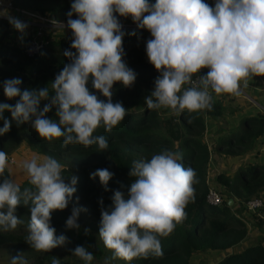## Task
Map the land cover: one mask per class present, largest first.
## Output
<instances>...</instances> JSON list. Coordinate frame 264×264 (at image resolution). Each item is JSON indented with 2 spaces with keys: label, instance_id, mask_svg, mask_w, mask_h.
Masks as SVG:
<instances>
[{
  "label": "clouds",
  "instance_id": "9594fccd",
  "mask_svg": "<svg viewBox=\"0 0 264 264\" xmlns=\"http://www.w3.org/2000/svg\"><path fill=\"white\" fill-rule=\"evenodd\" d=\"M3 14L23 40L28 24ZM115 14L130 16L137 29L151 34L145 51L159 75L145 97L149 110L168 108L177 116L185 110L212 111V93L239 96L241 81L247 87L249 78L264 76V0H215L214 7L204 0H73L66 24L72 41L70 49L63 52L70 62L51 81V92L49 84L21 91L19 78L2 82L4 96L19 99L15 104L0 102V136L11 128L3 116L8 111L18 124L30 122L43 139L62 137L64 145H97L98 151L109 147L105 136L93 133L101 126L110 132L124 119L127 109L121 102L113 103V85L120 82L131 87L136 80V73L122 59L125 32ZM4 40L0 54L12 46ZM202 68L209 70L194 79ZM89 82L106 99L90 92ZM41 101L49 102L41 108ZM53 107L56 119L46 116ZM8 160L7 153L0 150V230H15L23 223L15 215L23 204L30 213L25 242L31 248L49 252L69 243L65 235H55L51 213L68 206L78 178L72 175L66 183L62 163L48 155L33 154L20 164L31 185L21 190L14 178L4 177ZM182 160L181 152L164 150L149 160L132 162L128 175L134 182L127 198L121 190H113L111 206L101 207L100 212L99 237L112 250L113 258L131 261L163 256L160 237H167L186 218L185 207L195 199L194 185L199 182L195 169L185 167ZM113 175L102 168L90 173V179L98 177L108 191ZM80 211L86 209L73 207L65 222L67 229L79 230ZM84 232L87 235L89 229ZM71 254L85 264L94 259L81 245ZM10 264L27 261L18 254L11 257ZM51 264H60L59 258L53 257Z\"/></svg>",
  "mask_w": 264,
  "mask_h": 264
},
{
  "label": "trees",
  "instance_id": "16d2710c",
  "mask_svg": "<svg viewBox=\"0 0 264 264\" xmlns=\"http://www.w3.org/2000/svg\"><path fill=\"white\" fill-rule=\"evenodd\" d=\"M73 0H12V5L18 9L34 14H42L52 20L67 21V13L71 10ZM155 3V0H149ZM41 15V16H42ZM117 18L125 32L122 38L124 56L122 59L129 68L136 73V80L131 87H124L120 82L113 85V103L121 102L127 109L124 119L106 132L104 127H98L93 135H103L109 147L98 151L97 145L83 146L80 144L64 145L63 138L46 140L41 138L32 128L30 122L17 123L12 120L11 113L5 111L4 118L11 122L10 131L0 136V150L7 155L17 150L20 145L27 147L33 154L48 155L57 159L65 166V182L75 175L76 191L70 201L75 202L88 218L94 230L100 250L104 256L112 257L117 264H189L194 254L215 252L222 254L214 264H264V215L245 210L244 203L250 199H261L264 202V162L259 159L257 143L264 136V112L241 117L237 127L227 130L221 124L223 120L229 124L227 116L236 109L226 99L231 95L222 93L213 96V110H202L189 113L187 110L182 115H172L171 109L160 108L149 110L145 105V97L154 89V80L159 72L149 62L145 46L151 34L146 29H137L132 18ZM76 19V14H73ZM9 23L0 20V48L4 47ZM67 37L51 39L44 43L38 53L28 55L19 45L9 46L8 51L0 54V85L6 79L19 78L22 83L21 91L25 88L36 89L49 86L51 81L62 70L69 59L63 55L70 49L72 41L71 30ZM135 31V35H129ZM54 32V31H53ZM75 51V49H71ZM209 69L202 68L198 74L204 75ZM99 99H106L97 90L87 85ZM19 97L8 99L4 96L0 86V102L15 104ZM226 101V102H225ZM49 101H41L40 107ZM236 106V105H234ZM237 108V106H236ZM48 118L56 119L55 108L46 114ZM218 123V126L216 125ZM3 127V120H0ZM226 129V132H225ZM223 132V133H222ZM209 146V149H208ZM164 150L179 151L183 154L185 167H192L197 173L198 183L194 185L195 199L185 207L186 218L176 224L172 233L167 237H160L163 256H149L133 258L125 261L113 258V252L104 246L99 237L101 207L111 206L113 190H121L127 198L128 189L134 178L130 172L133 161L149 160L153 155ZM213 155L224 160L225 168L229 163L236 162L232 174H227V169H222L211 176L221 196V202L210 205L206 202V195L211 185L207 177V170L212 162ZM245 156V158H244ZM124 166L128 171L119 169ZM107 168L114 173L108 182V191L100 184L99 178L90 179V173L97 169ZM4 177H10L7 169ZM2 182V178H0ZM21 190L31 187L28 181L20 184ZM78 198V199H77ZM103 201L102 205L100 201ZM231 199V204L227 200ZM244 212L253 222L254 217L257 227L262 234L253 243L240 247L246 239L247 230L245 222L237 213ZM15 215L23 223L15 230H0V257H14L21 254L27 264H51L53 257L60 260V264H79L77 259L60 256L56 251H37L31 248L25 238L28 234L30 213L28 206L23 204L17 207ZM252 216V217H251ZM68 216L65 210H54L51 213V226L55 228V235H65L69 243L64 246L75 245L77 237L75 229H67L65 222Z\"/></svg>",
  "mask_w": 264,
  "mask_h": 264
},
{
  "label": "rangeland",
  "instance_id": "374dc122",
  "mask_svg": "<svg viewBox=\"0 0 264 264\" xmlns=\"http://www.w3.org/2000/svg\"><path fill=\"white\" fill-rule=\"evenodd\" d=\"M11 16L13 17H17L18 18V12H11L10 13ZM37 15H42V14H37ZM44 17H47L46 15H42ZM22 19L21 21H26L27 17H29V20L34 21V24L32 25L33 30L30 26H28V28L26 29L27 31L24 34L23 40L19 39L20 37V33H18L10 24H9V28L11 30H14L17 32V34H15L18 37V42H23L26 43L25 38L26 37H30V35H28L29 33H35V31H37L38 26L37 23L43 27L44 34V42L51 40V39H60L64 37H67L69 32L68 31H64L65 29L70 30L66 27L67 21H57L59 23H56V27H52L50 25H41V19L40 18H35L32 16H29L28 14H26L25 16L22 14ZM20 17V18H21ZM50 19V17L44 18V19ZM59 25H65L64 27H61ZM122 27L126 26V24L121 23ZM39 26V27H40ZM8 28V31H9ZM54 31V32H53ZM10 32V31H9ZM11 33H13V31H11ZM7 39V44H12L11 38L12 37H5ZM14 45V44H12ZM22 47V46H21ZM241 84V95L239 96H234L231 95V101L230 99H226L227 102L232 106L235 107L234 109H236L234 111V115L235 118H237V122L239 123L240 121V117L246 116V115H255L258 112H260L261 110L264 111L262 108H264V92L261 91L262 88V83L256 81L255 77L249 78L248 79V86L244 87L243 86V81L240 82ZM249 97L251 99H253L252 101L249 100ZM234 101L235 104L237 105L234 106ZM243 103V106L240 104ZM261 107V108H260ZM229 118V117H228ZM222 125L224 121L221 122ZM235 129V128H234ZM258 145V144H257ZM260 146V145H258ZM33 155V153L25 146L20 145L19 148L17 150H14L13 152L10 153V155H8V168L7 171L9 172L10 178H14L16 180L17 183L19 184H23L24 182L28 181V177L26 175V173H24L21 168H20V164L22 161L30 159L31 156ZM260 159L264 162V153L261 154ZM224 161V160H223ZM212 162H216V163H212L214 168L213 170H209V173H211V175L213 173H218L220 172V170L222 169H227V174L231 175L233 169L236 167V162H231L229 163V166L227 168L224 167L225 164L228 165V163H223L219 158L217 159L214 155L212 158ZM222 162V163H220ZM225 162V161H224ZM211 164V163H210ZM119 169H121L122 171H128L124 166L119 165ZM127 174L129 172H126ZM212 178V176H211ZM208 176V180L211 179ZM211 185H213L215 187V190H217L222 198H225V194L223 195V193L221 191H219V188L217 187L216 183L214 182L213 178L211 179V181L209 182ZM212 189H214L213 187H210ZM73 207H77L80 208L75 202L69 201L68 206L64 209L67 216L69 217V215L71 214V211L73 209ZM242 214H244V212H240L237 213V215L243 219V221L245 222V226H246V230L247 232V236L246 239L244 241L241 242L240 247H244L247 246L250 243L255 242L262 234L261 230L259 227H257V222L255 221L254 217H252V220H249L248 218L244 217ZM246 215V214H244ZM77 223L80 225L79 230L75 229V236L77 237V240L75 242V245L71 247V245L69 246H62V247H57L54 248L52 250L56 251L57 254H59L60 256H68L69 258L72 259H77V261H79V264H85L84 261H82L80 258L74 256L71 254V250L74 249L76 246L81 245V246H85L88 248L89 251H91L93 253L94 259L91 261V264H105V262L107 261V264H117V263H113L114 261H112V257H107V259L104 256V252H102L100 250V245L96 239V235L94 233L93 228L91 227L90 223L88 222V218L87 216L80 211L78 214V220ZM85 229H89L88 234L86 235L84 230ZM222 254L220 253H215V252H207V253H201V254H194L190 261L189 264H214L219 257H221ZM0 264H10V257H0Z\"/></svg>",
  "mask_w": 264,
  "mask_h": 264
},
{
  "label": "built area",
  "instance_id": "2783aa9c",
  "mask_svg": "<svg viewBox=\"0 0 264 264\" xmlns=\"http://www.w3.org/2000/svg\"><path fill=\"white\" fill-rule=\"evenodd\" d=\"M1 10H8V11H12V12L16 11L18 13L23 14L24 16L26 14H28L29 16H32L35 18H40L41 19V22H40L41 25H50L52 27H56V23H54V22H57V21L49 19V18L44 19L47 17L40 16V15L30 13V12L25 11V10L18 9V8L14 7L10 2H5L4 0H0V11ZM0 19L8 22L6 16L3 13H0ZM18 19L23 20L22 18H18ZM29 19L30 18L27 17V20L24 22H26L28 24V26H30L33 30L32 25L34 24V21H33V19L32 20H29ZM37 26H38L37 31H35L34 34L30 33L29 35L31 36V38L26 37L25 38L26 43H24V45H22V49H23L24 53H26L28 55L38 53L39 50L43 47V44L45 43L44 37H43L45 30L38 23H37ZM196 78H194V79H196ZM262 109L264 110V108H262ZM262 112H264V111H262ZM206 202L210 205L219 204L221 202L220 193L217 190H214V189L209 187V189L207 191V195H206ZM244 206H245L246 211L257 212V214L261 215V216L264 215V202L261 199H257V198L250 199L244 203Z\"/></svg>",
  "mask_w": 264,
  "mask_h": 264
},
{
  "label": "crops",
  "instance_id": "0c3cea01",
  "mask_svg": "<svg viewBox=\"0 0 264 264\" xmlns=\"http://www.w3.org/2000/svg\"><path fill=\"white\" fill-rule=\"evenodd\" d=\"M5 2H10L11 4H12V0H4ZM204 2L205 3H207V4H209L210 6H213L214 7V4H215V0H204ZM4 12H6L7 14H10L12 11H8V10H1L0 11V13H4ZM16 12V11H15ZM14 13V12H13ZM22 16V14L21 13H18V18H20ZM16 17V16H15ZM17 18V17H16ZM22 18V17H21ZM0 20H2V19H0ZM10 31V32H9ZM9 31L7 32V36L8 37H12L11 38V41H12V44H15V45H22V43L21 42H18L19 40H18V37L15 35V34H17V32L16 31H14V30H11L10 28H9ZM11 31H13V33H11ZM27 31V30H26ZM30 34V33H29ZM28 34V35H29ZM18 40V41H17ZM5 41V40H4ZM6 41H7V39H6ZM5 43H7V42H5ZM12 44H8V45H12ZM255 79H256V81H258V82H260V83H262V88H261V91L262 92H264V76H255ZM249 100L250 101H252L253 99H251L250 97H249ZM226 102V101H225ZM235 102L236 101H234V105H236L235 104ZM253 102V101H252ZM242 106H243V103H240ZM237 106V105H236ZM248 116H250V115H248ZM229 117V118H228ZM227 118H228V120H230L229 121V124H226V121L225 120H223L224 121V123L223 124H225V125H223V126H225V128L227 129V130H229V127H230V129L231 128H236L237 127V125H238V122H237V118H235V115H234V112H232L231 113V115H228L227 116ZM241 118V117H240ZM222 124V123H221ZM216 125L218 126V123H216ZM226 129H225V132H226ZM223 133V132H222ZM258 145H260V146H258L257 145V148H259V151H260V153H259V156H261V154H263L264 153V136H263V138L262 139H259L258 140V143H257ZM208 149H209V146H208ZM244 158H245V156H244ZM218 159V158H217ZM259 159H260V157H259ZM261 160V159H260ZM223 163H224V161H223V159L221 160ZM222 162H220V163H222ZM224 167H225V165H224ZM213 168H214V166H213V164H210V166H209V169L207 170V177L209 176L210 178H211V173H209V170H213ZM244 217H246V218H248L249 220H251L247 215H244V214H242Z\"/></svg>",
  "mask_w": 264,
  "mask_h": 264
},
{
  "label": "water",
  "instance_id": "95a60500",
  "mask_svg": "<svg viewBox=\"0 0 264 264\" xmlns=\"http://www.w3.org/2000/svg\"><path fill=\"white\" fill-rule=\"evenodd\" d=\"M227 204L230 205L231 204V199L227 200Z\"/></svg>",
  "mask_w": 264,
  "mask_h": 264
}]
</instances>
